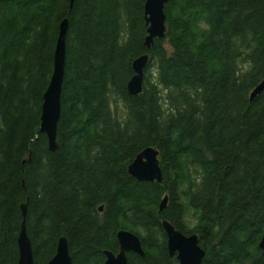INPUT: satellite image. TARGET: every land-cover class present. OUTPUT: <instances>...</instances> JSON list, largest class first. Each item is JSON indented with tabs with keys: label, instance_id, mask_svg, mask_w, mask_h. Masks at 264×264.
Instances as JSON below:
<instances>
[{
	"label": "trees",
	"instance_id": "trees-1",
	"mask_svg": "<svg viewBox=\"0 0 264 264\" xmlns=\"http://www.w3.org/2000/svg\"><path fill=\"white\" fill-rule=\"evenodd\" d=\"M145 1H0V264L18 263L22 205L33 264L61 237L71 264H103L119 230L144 251L127 264H177L163 221L197 235L202 264H264V90L249 99L264 80V0H171L149 49ZM64 19L50 152L40 109ZM145 54L132 96V63ZM148 147L161 183L128 174Z\"/></svg>",
	"mask_w": 264,
	"mask_h": 264
},
{
	"label": "water",
	"instance_id": "water-1",
	"mask_svg": "<svg viewBox=\"0 0 264 264\" xmlns=\"http://www.w3.org/2000/svg\"><path fill=\"white\" fill-rule=\"evenodd\" d=\"M10 1V0H0ZM171 0H146L144 5L145 21L147 24V37L145 46L149 49L154 39H163L166 31L164 7ZM73 0H69L70 6ZM67 20L64 19L59 26L58 38L53 56V70L42 96L40 109L39 132L47 138L48 150L55 152L58 149L56 143L57 124L60 118V98L65 67V38L67 32ZM148 55L136 58L132 63L134 75L127 84L130 95L136 96L142 91L143 71L147 65ZM264 90V80L250 93V100H254ZM158 151L152 147L145 148L140 152L128 166V174L139 182L161 183L162 175L159 166ZM167 197H164L159 211L166 206ZM102 211V208H99ZM23 222L19 231L17 244L19 259L17 264H33L31 242L26 234L24 218L26 206H21ZM162 228L167 238V250L171 257L176 256L177 264H202L205 252L199 246L196 234L184 235L166 221L162 222ZM119 251L116 255L109 251L104 252L103 264H127V254L133 253L143 257L144 251L140 239L127 230H120L116 234ZM259 249L264 254V233L259 242ZM47 264H71L66 239L58 240L55 255Z\"/></svg>",
	"mask_w": 264,
	"mask_h": 264
},
{
	"label": "bare ground",
	"instance_id": "bare-ground-1",
	"mask_svg": "<svg viewBox=\"0 0 264 264\" xmlns=\"http://www.w3.org/2000/svg\"><path fill=\"white\" fill-rule=\"evenodd\" d=\"M262 81H263V80H262ZM262 81H261V82H262ZM261 82H260V83H261ZM260 83H259V84H260ZM259 84H258V85H259ZM255 87H256V86H255ZM255 87H254V88H255ZM254 88H253V89H254ZM249 99H250V96H249ZM127 169H128V168H127ZM127 171H128V170H127ZM161 175H162V173H161ZM99 208H102V207H99ZM99 208H98V211H99ZM159 208H160V206H159ZM99 212H101V211H99ZM159 212H160V211H159ZM166 222H167V221H166ZM161 225H162V223H161ZM119 231H120V230H119ZM117 232H118V231H117ZM116 234H117V233H116ZM59 239H60V238H59ZM59 239H58V240H59ZM57 243H58V241H57ZM104 252H105V251H103V255H104ZM104 257H105V256H104ZM50 260H51V259H50ZM50 260H49V261H50ZM49 261H48V262H49Z\"/></svg>",
	"mask_w": 264,
	"mask_h": 264
}]
</instances>
